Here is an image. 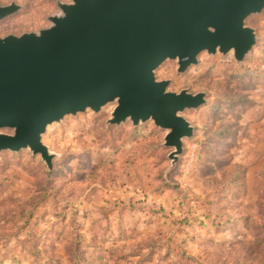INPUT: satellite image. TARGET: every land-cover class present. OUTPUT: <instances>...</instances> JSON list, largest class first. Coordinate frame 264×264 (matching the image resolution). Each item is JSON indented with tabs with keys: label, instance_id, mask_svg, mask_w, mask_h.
<instances>
[{
	"label": "rangeland",
	"instance_id": "rangeland-1",
	"mask_svg": "<svg viewBox=\"0 0 264 264\" xmlns=\"http://www.w3.org/2000/svg\"><path fill=\"white\" fill-rule=\"evenodd\" d=\"M58 2L72 0H0L21 7L0 37L49 28ZM247 26L258 44L242 64L203 53L184 74L156 71L206 94L183 113L194 134L174 166L167 131L109 124L115 105L48 128L52 170L29 149L0 153V264H264V11Z\"/></svg>",
	"mask_w": 264,
	"mask_h": 264
},
{
	"label": "water",
	"instance_id": "water-1",
	"mask_svg": "<svg viewBox=\"0 0 264 264\" xmlns=\"http://www.w3.org/2000/svg\"><path fill=\"white\" fill-rule=\"evenodd\" d=\"M20 6H0V21ZM51 26L0 37V151L29 149L48 169L56 155L43 143L49 127L68 116L100 113L167 131L174 166L194 128L183 117L206 104V94L169 91L156 71L166 62L184 74L203 53L232 54L242 64L258 44L247 20L264 0H72L58 2Z\"/></svg>",
	"mask_w": 264,
	"mask_h": 264
},
{
	"label": "trees",
	"instance_id": "trees-1",
	"mask_svg": "<svg viewBox=\"0 0 264 264\" xmlns=\"http://www.w3.org/2000/svg\"><path fill=\"white\" fill-rule=\"evenodd\" d=\"M24 150H27V149H23V150H20V151H11V150L7 149V150H1L0 153H3V152H11V153H16V154H18V153L23 152ZM52 169H53V168H52ZM52 169H51V170H52Z\"/></svg>",
	"mask_w": 264,
	"mask_h": 264
}]
</instances>
